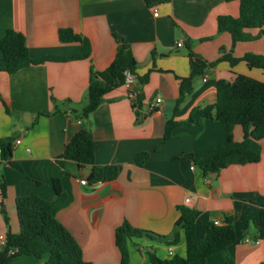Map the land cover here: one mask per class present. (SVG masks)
<instances>
[{
  "label": "crops",
  "instance_id": "0c3cea01",
  "mask_svg": "<svg viewBox=\"0 0 264 264\" xmlns=\"http://www.w3.org/2000/svg\"><path fill=\"white\" fill-rule=\"evenodd\" d=\"M154 7L147 6L145 0H0V39L8 29L23 33L36 60L81 51L80 43L60 41V28H73L92 45L87 59L49 60L11 75L0 72V142L13 138L12 160L23 167L14 168L0 152V180L7 183L4 204L11 230H20L17 197L39 195L51 201L54 215L75 236L87 261L120 264L115 232L124 220L134 227L170 234L180 217L179 207L185 205L198 212L200 240L209 222H225L228 216L233 217L242 238L226 252L210 256L207 264H264V239L259 238V206L255 203L264 195V139L258 163L231 165L212 174V179L193 159L178 156H201L224 145L229 136L224 122L204 118L199 125L177 126L161 144L168 119L184 121L195 108L216 102L219 79L246 74L264 82L261 69H250L244 62L234 67L222 62L195 79L193 92L175 115L179 78L191 73L187 42H192L194 52L213 62L223 47L236 57L248 52L264 55V38L233 45L231 34L218 31V16H239V1L171 0ZM248 31L259 33V29ZM122 38L131 44L138 61L137 74L149 75L147 82L135 86L134 98L129 97L125 85L114 89L88 119L80 118L76 111L87 104L91 67L104 70ZM180 40L184 45L177 47ZM158 97L162 102L151 110ZM136 102L139 105L134 108ZM84 127L92 130L96 163L122 166L115 180L94 183L89 181L92 166H79L71 160L65 167L60 165L58 158L65 145ZM233 136L242 139L240 126ZM17 139L21 143L17 144ZM143 151L150 155L146 164L139 166L134 158ZM55 178L62 185L59 194L53 187ZM188 196L191 201L186 203ZM1 201L0 196V235H6ZM181 234L180 242L173 246L133 239L131 264H151L149 252L153 249L163 259L184 256L186 241ZM46 260L47 256H21L8 264H42Z\"/></svg>",
  "mask_w": 264,
  "mask_h": 264
},
{
  "label": "trees",
  "instance_id": "16d2710c",
  "mask_svg": "<svg viewBox=\"0 0 264 264\" xmlns=\"http://www.w3.org/2000/svg\"><path fill=\"white\" fill-rule=\"evenodd\" d=\"M171 0H145L149 7L169 2ZM227 2L239 1V16L220 15L217 18L219 32L231 34L233 45L238 42L254 41L264 38V0H225ZM249 29H259L257 35L249 33ZM59 39L62 43H80L82 49L72 56L47 55L41 59H34L27 44L26 36L14 29H8L0 39V72L15 74L19 70L31 65L41 64L45 61H70L87 59L91 56L92 45L90 40L65 27L59 30ZM190 59L191 73L188 77L180 79V95L177 99L175 115L180 110V105L186 96L195 88V79L204 75L210 68L222 62L234 67L244 62L248 68L264 71V55L248 52L241 57L233 55V51L221 48L220 57L209 62L201 55L194 52L192 42L186 44ZM138 61L136 60L131 44L122 38L117 47L115 57L104 70L91 67L90 80L87 89V104L77 110L79 117L88 119L90 115L104 101V96L114 89L123 86L127 73L138 76V84H145L149 78L146 74L140 77L137 74ZM139 102L133 106L137 108ZM6 106V104H5ZM7 111L9 108L6 106ZM213 119L225 123L229 136L224 145L218 146L209 152L194 156L184 154L178 158L193 159L206 177L219 173L231 165H246L258 163L262 157L261 140L264 139V82L246 74H237L234 78L219 79L217 81V100L214 104L195 108L188 119L184 121L170 118L166 122L164 138L165 143L177 126L183 124L199 125L201 120ZM240 126L243 137L237 141L233 136L234 129ZM4 146L6 160L14 168L23 170L20 163L12 160L13 138L9 137L0 142ZM95 139L92 130L84 127L79 130L65 145L58 161L65 167L66 161H75L79 166H92L89 176L91 182H107L115 180L121 170V165H98L96 163ZM149 152L138 153L134 162L144 166L149 158ZM211 179L213 177H210ZM53 187L57 194L62 192V185L58 178L53 179ZM1 210L8 226L6 245L0 252V264H8L18 256H34L39 259L47 256L42 264H94L84 258L81 245L71 231L54 215L53 204L48 199L31 194L17 197L16 206L20 230L14 233L10 227L4 199L7 196V183L0 180ZM259 206V238L264 239V195L255 201ZM180 217L176 221L170 234L134 227L130 222H124L116 228L115 243L121 252L120 264H131L129 246L133 239H147L154 243L173 246L180 242L181 232L186 241V254H175L169 259L159 257L154 249L149 252L151 264H207L210 256L226 252L231 245L239 244L242 240L237 235L234 219L228 216L223 225L214 222L207 224L204 238L197 236V210L182 205L179 207Z\"/></svg>",
  "mask_w": 264,
  "mask_h": 264
},
{
  "label": "built area",
  "instance_id": "2783aa9c",
  "mask_svg": "<svg viewBox=\"0 0 264 264\" xmlns=\"http://www.w3.org/2000/svg\"><path fill=\"white\" fill-rule=\"evenodd\" d=\"M159 14V10L157 7H154V15L155 16H158ZM184 45L183 41L180 40L177 42V47H182ZM128 89V95L130 98H134L136 92H135V86L138 85V76L136 74H133V73H130L128 72L127 73V76H126V79H125V84H124ZM162 102V98L161 97H158L156 98L153 103H151L150 105V108L151 110H156L158 108V106L160 105V103ZM16 143L19 144L21 143V139H17L16 140ZM0 152H4V146L3 145H0ZM99 182H102V181H99ZM82 184H86L87 183V180H82L81 181ZM1 188H0V196H1ZM191 201V196H188L185 198V202L186 203H189ZM214 223L218 226H221L224 224V222L220 219H217L214 221ZM258 242V240H257ZM6 245V235L2 234L0 235V248L1 247H5Z\"/></svg>",
  "mask_w": 264,
  "mask_h": 264
},
{
  "label": "rangeland",
  "instance_id": "374dc122",
  "mask_svg": "<svg viewBox=\"0 0 264 264\" xmlns=\"http://www.w3.org/2000/svg\"><path fill=\"white\" fill-rule=\"evenodd\" d=\"M186 50H187V48H186ZM188 51V50H187ZM19 257H21V256H18V257H16L15 259H17V258H19ZM13 261V260H12Z\"/></svg>",
  "mask_w": 264,
  "mask_h": 264
},
{
  "label": "water",
  "instance_id": "95a60500",
  "mask_svg": "<svg viewBox=\"0 0 264 264\" xmlns=\"http://www.w3.org/2000/svg\"><path fill=\"white\" fill-rule=\"evenodd\" d=\"M24 117L26 118V116L24 115ZM27 120V119H26ZM27 121H30L29 119L27 120ZM214 174H216V173H214Z\"/></svg>",
  "mask_w": 264,
  "mask_h": 264
}]
</instances>
